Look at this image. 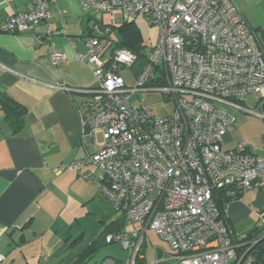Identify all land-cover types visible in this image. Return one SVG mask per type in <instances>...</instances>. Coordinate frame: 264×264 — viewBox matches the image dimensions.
<instances>
[{
  "label": "built area",
  "instance_id": "1",
  "mask_svg": "<svg viewBox=\"0 0 264 264\" xmlns=\"http://www.w3.org/2000/svg\"><path fill=\"white\" fill-rule=\"evenodd\" d=\"M26 1L24 12L0 22V33L26 34L48 22L55 0ZM78 1L91 18L100 17L77 59L91 69L95 83L77 92L85 132L101 136L102 143L71 167L80 174L97 169L101 195L125 220L122 232L107 235L106 244L130 250L131 264H137L153 233L171 250L155 253L154 264H253L249 251L238 255L247 244L231 239L229 204L221 211L216 202L221 193L238 200L264 181V157L243 143L232 150L222 145L237 126L235 114L264 120L263 112L245 105L264 89V51L256 33L233 0ZM140 16L157 25L160 36L155 47L146 48V65L135 72L137 56L118 48L106 29ZM44 32L50 61L58 65L66 57L56 53L52 30ZM124 71L132 74V84ZM149 92L173 98L172 115L155 116L131 104L133 96ZM83 176L93 180L94 172ZM258 226L262 234L253 246L264 240V212Z\"/></svg>",
  "mask_w": 264,
  "mask_h": 264
},
{
  "label": "crops",
  "instance_id": "2",
  "mask_svg": "<svg viewBox=\"0 0 264 264\" xmlns=\"http://www.w3.org/2000/svg\"><path fill=\"white\" fill-rule=\"evenodd\" d=\"M233 1L256 33L264 51V0ZM26 5V0H0V22L24 12ZM48 12L50 19L36 28L37 31L21 35L0 33V90L26 109L24 129L14 134L0 108V256L4 257L0 264L47 262L48 257L43 256L42 247H39L45 235L50 234V250L54 246L57 250L58 233L66 223H73L72 208L92 200L102 202L99 197L101 173L88 167L80 174L71 167L77 160L98 151L102 143L100 137H89L90 130L85 132L79 110L83 97L77 92L95 83L91 69L77 59L86 51V34L97 20L82 10L78 0H55L49 4ZM139 18L141 16L132 21L136 23ZM120 27L121 23L113 29ZM46 29L53 32L56 53L66 57L58 65L50 61V41L42 37ZM60 86H66L70 91L59 90ZM245 105L264 114V89L258 100L250 97ZM235 115L237 126L223 139V144L228 147L223 148L232 150L243 143L248 152L264 157V120L245 114ZM87 171L94 172L93 180L84 178ZM245 194L253 196L249 199L244 197ZM245 194L231 201L226 213L233 239L238 242L260 228L259 214L264 212V181L261 188ZM91 214L99 218L100 224L94 231L96 236L100 229L101 233L90 243L89 230L76 220L81 228L79 235L74 240L71 231L75 226L71 225L66 230L63 245L70 251L65 258L69 264H75L76 257L99 240L108 226L123 218L112 215L108 220V216L103 217L97 210ZM255 215L257 222H250L246 231L235 229L239 222L252 221ZM151 237L149 235L147 240ZM147 240L142 248L143 254ZM99 252L91 259H96ZM154 252L162 256L170 254L171 250L155 248ZM144 256L137 264L144 263Z\"/></svg>",
  "mask_w": 264,
  "mask_h": 264
},
{
  "label": "rangeland",
  "instance_id": "3",
  "mask_svg": "<svg viewBox=\"0 0 264 264\" xmlns=\"http://www.w3.org/2000/svg\"><path fill=\"white\" fill-rule=\"evenodd\" d=\"M94 19H99V17L95 16ZM119 23V20L116 21ZM136 24L138 28L140 29V33L143 37L144 40V45L147 46L148 49H152L153 47L156 46L159 36H160V28L157 25H150L148 21H146V18L141 16V18L136 20ZM113 28H107L106 31L108 32L106 35L114 38L117 37L118 34H116V31H113ZM131 73L124 71L123 77L126 79L127 83L132 84V80L130 79ZM250 100V99H249ZM131 104L137 108V109H145L149 113L159 116V117H164V116H170L172 115L174 108L176 105L175 100L173 98H169L164 96L161 93L158 92H149L145 94H137L131 98ZM100 141L102 142V137L99 136ZM224 142V141H223ZM225 149L226 147L224 144H222ZM98 195V194H97ZM253 194L250 196L249 194H245L244 197H252ZM100 199L102 202H97V201H90L86 204H80L77 207H73V213H71L72 218H73V223L72 221L66 223L64 227L61 228L60 232L58 233L59 235L57 236L56 243V249L50 250V246L52 247V240L51 244H49V237L50 234H46L44 237V245L43 242L39 247H42V252L44 257L47 258V262H44L43 264H69V260L66 262L65 258H67V252L70 253V251L66 248L63 247L64 241L67 238V233L66 230L70 228L71 225H74L75 228L71 231L74 240H76L77 236L79 235L78 231H80V224L77 221H80L84 227H87L89 230V236L90 239L89 242L91 243L92 239H95V237L100 235V231L98 230L99 234L96 236L95 232L96 231V226H99V218L95 217L91 212L93 210H97L99 213L103 215V217L108 216L111 218L112 215H114L116 218L122 216L121 214L117 213V211L112 207L107 200V198L103 195H101V192L99 194ZM247 199V200H249ZM99 201V200H98ZM105 202V203H104ZM256 214V213H255ZM113 216V217H114ZM75 218V219H74ZM77 220V221H76ZM107 221V220H106ZM250 222H257V216L255 215L252 219V221H247V222H239L236 226L235 229L237 231H246L247 230V225H249ZM254 224V223H253ZM101 228V226H100ZM152 236L150 240H147L146 247L144 248V263L143 264H154L156 260V254H154V249L155 248H161L165 249L167 251H170L169 246L162 242V240L155 234H150ZM46 246V247H45ZM58 246V247H57ZM52 255L49 257V255ZM131 251L130 250H125L120 246V244H112V245H107L106 247H103V249L99 252V254L96 256V259H91V261L88 264H101L102 260H117L120 261L122 264H130L131 263ZM43 257V258H44Z\"/></svg>",
  "mask_w": 264,
  "mask_h": 264
},
{
  "label": "trees",
  "instance_id": "4",
  "mask_svg": "<svg viewBox=\"0 0 264 264\" xmlns=\"http://www.w3.org/2000/svg\"><path fill=\"white\" fill-rule=\"evenodd\" d=\"M114 31L117 32L116 34H118L119 37L118 39L112 38L116 42L117 47L126 48L137 56V63L134 66L133 70L136 72L139 71V69H142L147 63V58H145L147 46L144 45V40L140 33L141 31L136 23L134 21L123 23L119 29ZM0 108L5 115V120L7 121L8 125L11 126L13 133H20L24 129L25 125V107L10 98V96L6 92L0 90ZM231 201L232 200H229V198H227L225 194L221 193L216 203L219 209L223 211L224 207L230 204ZM258 201L261 202V199H259ZM260 205L263 206V204ZM223 216L225 218V215ZM120 219V221H116L108 226L106 230L103 231L99 240L92 243L90 247H88L79 255V257H76L77 260L75 261V264H85L88 260L93 258L94 254H97L103 249V247L109 245L106 244V236L113 233L119 234L125 228V220L123 218ZM226 223V226L231 231L228 218L226 219ZM261 234L262 230L258 227V229L253 231L251 235L249 234L239 242L233 239V235L231 236L234 244H247L243 247L238 248L239 257H242L246 252L249 251L248 256L252 257V259L254 260L253 264H264V240L260 241L254 247L252 244L253 240L261 237Z\"/></svg>",
  "mask_w": 264,
  "mask_h": 264
},
{
  "label": "water",
  "instance_id": "5",
  "mask_svg": "<svg viewBox=\"0 0 264 264\" xmlns=\"http://www.w3.org/2000/svg\"><path fill=\"white\" fill-rule=\"evenodd\" d=\"M102 33H105V29L101 28ZM254 247V246H253Z\"/></svg>",
  "mask_w": 264,
  "mask_h": 264
}]
</instances>
